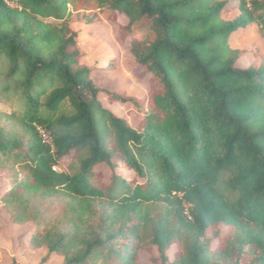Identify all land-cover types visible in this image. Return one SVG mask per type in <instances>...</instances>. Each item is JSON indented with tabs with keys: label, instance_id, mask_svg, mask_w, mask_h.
<instances>
[{
	"label": "trees",
	"instance_id": "trees-1",
	"mask_svg": "<svg viewBox=\"0 0 264 264\" xmlns=\"http://www.w3.org/2000/svg\"><path fill=\"white\" fill-rule=\"evenodd\" d=\"M0 0V205L62 264H264V0ZM120 26L143 100L97 85L72 24ZM144 76V77H145ZM131 105L136 127L106 107ZM80 162L70 175L66 158ZM111 171L106 183L96 168ZM164 206L158 220L150 209ZM222 228L227 232L222 233ZM176 246L173 259L169 252ZM156 250L158 257H154ZM18 264V263H14Z\"/></svg>",
	"mask_w": 264,
	"mask_h": 264
},
{
	"label": "rangeland",
	"instance_id": "rangeland-1",
	"mask_svg": "<svg viewBox=\"0 0 264 264\" xmlns=\"http://www.w3.org/2000/svg\"><path fill=\"white\" fill-rule=\"evenodd\" d=\"M228 1V7L223 14L224 19L233 20L239 14V0ZM127 22L124 16L118 18L117 23L104 21L101 25L92 26L85 23L72 24L70 27L78 33L79 47L84 52L82 65L92 69L93 80L110 91L125 93L130 97L143 100L150 88V76L144 74V70L133 66V59L126 44L121 40L120 26ZM231 46L234 49L250 50L257 47L258 55L245 57L237 66L247 68L251 65H264V36L260 34L257 26L248 27L245 30L233 34ZM145 76V77H144ZM106 107L112 109L117 115L127 119L133 127L140 121V114L131 105L109 104L105 96L102 97ZM0 113L9 114L10 108L0 103ZM1 126L10 127L14 122L4 119ZM60 172L70 175L80 170V162L71 157L63 161L61 167L56 168ZM102 173L105 182L110 183L111 171L106 166L96 168V172ZM164 206H155L150 209L151 217L158 220L164 213ZM222 233L227 230L222 228ZM32 225L13 224L0 205V264H62L63 257L51 256L45 260L47 250L36 249L31 245ZM178 251L173 246L168 253L173 259ZM154 257H158L156 250ZM150 255L142 253L141 262L152 264Z\"/></svg>",
	"mask_w": 264,
	"mask_h": 264
},
{
	"label": "built area",
	"instance_id": "built-area-1",
	"mask_svg": "<svg viewBox=\"0 0 264 264\" xmlns=\"http://www.w3.org/2000/svg\"><path fill=\"white\" fill-rule=\"evenodd\" d=\"M247 2H249V0H246Z\"/></svg>",
	"mask_w": 264,
	"mask_h": 264
}]
</instances>
